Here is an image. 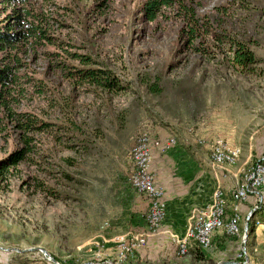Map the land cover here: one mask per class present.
<instances>
[{
	"label": "rangeland",
	"instance_id": "rangeland-1",
	"mask_svg": "<svg viewBox=\"0 0 264 264\" xmlns=\"http://www.w3.org/2000/svg\"><path fill=\"white\" fill-rule=\"evenodd\" d=\"M145 1L27 0L54 45L21 48V91L11 112L60 126L70 120L77 131H61L55 140L23 132L0 113V160L25 147L23 138L30 148L25 161L0 176V248L7 249L0 250V264H52L39 252L14 251L32 248L57 264H213L236 261L241 247L248 264H264V240L247 231L241 245L244 225L262 224L249 213L264 222V205L249 197L247 208L254 206L244 218L234 192L221 185L228 170L238 181L235 192L247 188L264 157V0H176L151 22L139 11ZM231 40L252 53L247 70L232 64ZM75 55L111 71L124 89L106 94L69 79L66 71L80 67ZM149 84L157 91L149 92ZM139 140L149 142L147 172L163 194L164 217L154 233L152 200L128 183L138 168L132 153ZM167 142L170 148L159 152ZM218 152L231 154L232 162L214 164ZM197 170L206 178L221 175L212 192L216 200L221 195L224 222L241 218L234 234L225 224L206 232L210 245L198 262L199 227L181 242L191 217L204 215L191 201ZM261 196L264 204V189ZM173 215L187 216L185 225L161 229ZM136 235L147 237L144 247Z\"/></svg>",
	"mask_w": 264,
	"mask_h": 264
},
{
	"label": "trees",
	"instance_id": "trees-1",
	"mask_svg": "<svg viewBox=\"0 0 264 264\" xmlns=\"http://www.w3.org/2000/svg\"><path fill=\"white\" fill-rule=\"evenodd\" d=\"M176 0H146L139 11L142 18L148 22L155 19L161 8L170 7ZM199 1V0H195ZM27 0H0V113L7 112L10 118L15 119L17 128L23 132H47L54 136L55 140L59 132L77 131V127L68 120L66 126H60L54 123L37 120L23 112H11V104L21 91V80L18 75L23 67L21 63V48L25 45H32L47 42V45H54L50 37L46 34L40 19L41 14L29 10L26 4ZM8 8V10H7ZM194 32V27L187 31L189 35ZM80 67L67 70L66 76L79 84L92 87L106 94H117L124 88L119 79L105 68L95 67L94 60L88 56L75 55ZM231 61L235 67L247 70V67L253 63V55L246 46L239 40H231ZM66 68V67H65ZM26 82V81H24ZM155 84L147 85L149 92H156ZM29 138H23L25 147L13 150L9 155L0 160V176L5 172L6 167H13L26 160V154L30 148L26 147ZM70 144L67 149H73ZM264 163V159H263ZM264 202V200H263ZM257 213L252 212L250 220ZM248 233L253 232L252 226L248 224ZM195 261H204L203 253L196 249ZM241 261L242 257L235 259Z\"/></svg>",
	"mask_w": 264,
	"mask_h": 264
},
{
	"label": "built area",
	"instance_id": "built-area-1",
	"mask_svg": "<svg viewBox=\"0 0 264 264\" xmlns=\"http://www.w3.org/2000/svg\"><path fill=\"white\" fill-rule=\"evenodd\" d=\"M147 143L149 142H137L136 146H142V152L147 151ZM170 147L168 146L167 142V148L160 149L159 152H165ZM261 158L258 159L259 163V170L257 174L251 179V185L248 188L247 194H240L235 192V186L232 189V192H234V198H236V206H241L244 204L249 197H253L255 199L254 205L256 204H262L261 203V193L262 188L264 187V172H262L261 167ZM143 164H150V161H144L143 163L139 164V167L135 169L132 174L130 175L128 179V183L132 184V176H135L136 174H149V181L146 184H133L135 187L136 193H147L148 194V201L149 200H158V208H152V211H148L147 214H150V229H152V233H154L157 228L159 227L163 217H164V204L162 202V190L159 187V190H152V183H155L153 180V176L150 172H142V165ZM212 165V163H210ZM224 178V177H223ZM147 201V202H148ZM253 205V206H254ZM216 212V201L214 200V190L212 192V199L209 206L204 208V215H195L194 217H191L192 221L187 229H192V233L196 232V221L197 220H204L205 224L208 223L211 217L214 216V213ZM226 220V219H225ZM260 227V226H259ZM185 238V233L183 237L181 238V242ZM126 240V239H125ZM124 241H114L115 244H123L125 245ZM147 241V237L144 235H136V245H140L141 247H144ZM209 243V241H201L197 240V245L200 248V251H203V247L205 244ZM127 248V247H125ZM239 254L237 257H244L245 255V249L242 250L240 248ZM247 257V256H246Z\"/></svg>",
	"mask_w": 264,
	"mask_h": 264
},
{
	"label": "bare ground",
	"instance_id": "bare-ground-1",
	"mask_svg": "<svg viewBox=\"0 0 264 264\" xmlns=\"http://www.w3.org/2000/svg\"><path fill=\"white\" fill-rule=\"evenodd\" d=\"M139 142H140V140H139ZM168 146H169V142H168ZM149 156H150L149 148H147V151L142 152V146H138L132 153V160L135 162V165H137V167H139V164L143 163L144 161H150ZM263 158L264 157H262V159H261L262 172H264ZM212 160H213V163L216 165L217 164H227V163L232 162V156H231V154L226 153V152H218L212 156ZM148 165L149 164H143L142 165V172H147V166ZM258 170H259V163L257 162V165L254 168H252L251 175L247 178L248 179V187L247 188L243 187L242 189L238 190L236 193L247 194L248 188L251 185V179L257 174ZM148 181H149L148 174H136L135 176H132V185L133 184H146V183H148ZM262 189H264V187ZM152 190H155V188L153 187V183H152ZM145 194L148 196L147 193H145ZM219 196H221V195H218L216 197L218 200V202H217V200L215 199V191H214V200L216 201V212L214 213V216L210 218L208 223L205 224L204 220H197L196 221V228L199 227L198 231L200 232V235H201L200 236L201 239L198 238L197 240L205 241V238L208 237L206 232L211 231L213 229H218L219 227H222L224 224L226 225L227 231L229 233L234 234V233L238 232V226H236V223L241 219L240 216L235 214V215H233V218H231L228 222H224L225 210H224L223 202L221 201L222 198L220 199ZM262 199H263V197L261 196V202H262ZM233 200L236 201V198H234V195H233ZM151 205H152L151 208H158V200H152ZM256 205H264V204L262 203V204H256ZM252 212H254V210ZM149 223H150V219H149ZM246 232H247V226H246ZM196 235L198 237L197 233H196ZM184 241H185V238L182 241L183 244H185ZM209 245H210V241H209V243L205 244L203 248L206 249ZM128 248H132V247H127V249ZM185 248L186 247L184 245H182L180 248V252H184ZM243 249H244V247H243Z\"/></svg>",
	"mask_w": 264,
	"mask_h": 264
},
{
	"label": "crops",
	"instance_id": "crops-1",
	"mask_svg": "<svg viewBox=\"0 0 264 264\" xmlns=\"http://www.w3.org/2000/svg\"><path fill=\"white\" fill-rule=\"evenodd\" d=\"M192 165L195 168L197 166L196 164H192ZM229 167H227V168H229ZM227 168H226V170H227ZM228 173H229L228 170L225 171V173H223L224 174L223 175L224 178H222L221 175H220V177L223 179V180H221V185H222V187H224L223 189L232 190L234 188L235 184H237L238 181H236V179H234V175H235L234 173L233 174L230 173L229 175H228ZM192 174H194V179L198 182V184H196V186H198V187L196 188V191L194 190V192H196V193H192L193 196L191 198V201L195 202V205L200 207V208H202V210H203L205 207L210 205L211 199H212L211 193H212V188L214 186V182H215L216 186L219 185V178L220 177L219 178L215 177L216 175L214 173V176H210L209 178L207 176V178H206V176L204 177V175H203L204 173L202 171H200V170H197V171L193 172ZM192 177H193V175H192ZM214 178H216V180ZM207 181H209V183L207 184L209 188L207 187V185H205V183ZM202 187H204L206 189L208 188L207 191L200 190ZM249 203H251V200L248 201V199H247V201L240 206L239 211L241 213V216L245 217V215L252 209L253 206L251 208H250V206L247 208V204H249ZM191 206H194V205H191ZM249 208H250V210H247ZM260 218H262V215H261ZM166 219L167 218H165V224L161 226V229L166 230V228H170V227L172 228L173 224L183 226L186 223L187 216L185 217V216L182 215V216L178 217V216H174L173 215V216H171V218L168 221H166ZM252 221L262 222L260 227L259 226H257V227L254 226L252 234L254 235V237H255V239L257 241L264 240V222L262 221V219L259 220V219H256L255 217H253ZM183 229H184V227H182L180 229V231H182V233L184 231ZM187 230L188 229H186L185 234H186ZM151 241L153 243H156V241L154 239H152ZM151 241H150V243H152ZM138 258H140V256H138Z\"/></svg>",
	"mask_w": 264,
	"mask_h": 264
},
{
	"label": "water",
	"instance_id": "water-1",
	"mask_svg": "<svg viewBox=\"0 0 264 264\" xmlns=\"http://www.w3.org/2000/svg\"><path fill=\"white\" fill-rule=\"evenodd\" d=\"M251 214H252V212L249 213V217L251 216ZM246 226L247 225L245 224L244 227H243V235H242V239H241V245H243V243H244V241H245V239L247 237L246 236ZM241 248L243 250V247H241ZM0 250L7 251V249H2V248H0ZM14 251H17V252H20V253L36 251V252H39L46 260L50 261L52 264H57L55 262V260L53 258H51L47 254V252L44 249H42V248H32V249H23V250H14ZM173 264H175V263H173ZM213 264H248V261H247V257L244 256L243 257V261H241V262L227 260V261H218V262L213 263Z\"/></svg>",
	"mask_w": 264,
	"mask_h": 264
}]
</instances>
